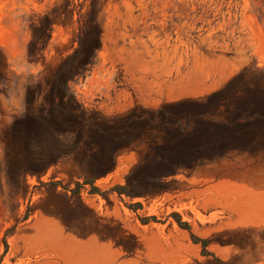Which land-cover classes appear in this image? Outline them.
<instances>
[{
  "label": "rangeland",
  "instance_id": "374dc122",
  "mask_svg": "<svg viewBox=\"0 0 264 264\" xmlns=\"http://www.w3.org/2000/svg\"><path fill=\"white\" fill-rule=\"evenodd\" d=\"M102 1L72 125H57L44 78L89 0H0V142L25 111L46 115L36 144L0 143V264H96L95 239L123 264H264V0Z\"/></svg>",
  "mask_w": 264,
  "mask_h": 264
},
{
  "label": "trees",
  "instance_id": "16d2710c",
  "mask_svg": "<svg viewBox=\"0 0 264 264\" xmlns=\"http://www.w3.org/2000/svg\"><path fill=\"white\" fill-rule=\"evenodd\" d=\"M102 0H89L88 10L86 12L87 23L86 27L82 29L81 34L77 37V48L74 54L65 59L61 64L58 65L56 70L53 72L49 70L50 76L45 77L47 82V93L45 94V103L47 107L44 108L46 115L48 116L45 120L43 113L39 116L30 114L25 111L22 117L15 118L13 124L8 128L5 135V139L1 141V145L5 147H17L21 145L22 134H25L26 143L34 145L39 139V131L37 125H39V119H44L46 122H50L51 118L54 119L55 123L62 125V119L70 120L68 125H72L73 121V102L74 99L69 91V83L74 78H79L85 75L87 69L92 65V58L100 47V28L98 24V16L100 11ZM65 15L72 14L69 6L64 8ZM63 14V13H62ZM54 25L50 17H44L39 26H34L32 30V40L27 48V55L29 57H35L39 47L45 46L51 36V29ZM64 26V22H61ZM39 53V52H38ZM7 64L3 52L0 50V81L6 80ZM28 89V88H27ZM38 91L43 90V86H37ZM28 97H33L36 93L34 89L29 87ZM27 91V92H28ZM43 111V110H42ZM61 116V117H59ZM59 117V118H58ZM28 140V141H27ZM42 155H32L30 159L33 162H38ZM179 227L189 230V226L185 223L176 220ZM194 242H197V238L191 234ZM202 243V247L205 248L206 241L199 240Z\"/></svg>",
  "mask_w": 264,
  "mask_h": 264
},
{
  "label": "crops",
  "instance_id": "0c3cea01",
  "mask_svg": "<svg viewBox=\"0 0 264 264\" xmlns=\"http://www.w3.org/2000/svg\"><path fill=\"white\" fill-rule=\"evenodd\" d=\"M96 244V264H123L124 260L121 257V254L117 248H114L109 242L95 239L93 240ZM81 244L74 242V253L80 252ZM71 264V263H66ZM76 264V263H73Z\"/></svg>",
  "mask_w": 264,
  "mask_h": 264
}]
</instances>
